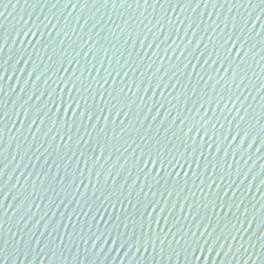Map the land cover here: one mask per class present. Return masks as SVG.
Masks as SVG:
<instances>
[{
	"label": "water",
	"instance_id": "95a60500",
	"mask_svg": "<svg viewBox=\"0 0 264 264\" xmlns=\"http://www.w3.org/2000/svg\"><path fill=\"white\" fill-rule=\"evenodd\" d=\"M0 264H264V0H0Z\"/></svg>",
	"mask_w": 264,
	"mask_h": 264
}]
</instances>
